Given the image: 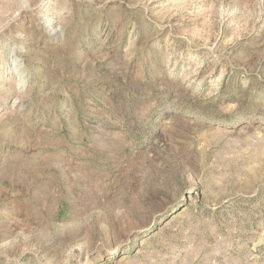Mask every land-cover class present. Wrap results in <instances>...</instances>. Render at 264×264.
I'll return each mask as SVG.
<instances>
[{
	"label": "rangeland",
	"instance_id": "obj_1",
	"mask_svg": "<svg viewBox=\"0 0 264 264\" xmlns=\"http://www.w3.org/2000/svg\"><path fill=\"white\" fill-rule=\"evenodd\" d=\"M0 264H264V0H0Z\"/></svg>",
	"mask_w": 264,
	"mask_h": 264
}]
</instances>
